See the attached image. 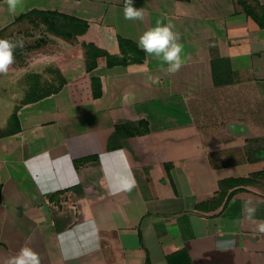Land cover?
Listing matches in <instances>:
<instances>
[{
  "label": "crops",
  "instance_id": "0c3cea01",
  "mask_svg": "<svg viewBox=\"0 0 264 264\" xmlns=\"http://www.w3.org/2000/svg\"><path fill=\"white\" fill-rule=\"evenodd\" d=\"M123 5L24 0L13 15L0 0V31L34 8L88 23L0 77V264L26 242L41 264H264V26L236 0H133L143 21L125 20ZM157 21L180 35L179 71L105 55L87 69L86 43L121 56L119 36L138 43ZM33 74L54 90L24 102ZM16 106L20 128L5 132ZM140 120L146 132L108 148L116 124Z\"/></svg>",
  "mask_w": 264,
  "mask_h": 264
},
{
  "label": "trees",
  "instance_id": "16d2710c",
  "mask_svg": "<svg viewBox=\"0 0 264 264\" xmlns=\"http://www.w3.org/2000/svg\"><path fill=\"white\" fill-rule=\"evenodd\" d=\"M243 6V9L246 11L248 15L253 16L255 19L259 21V24L264 26V5L256 2L255 5L248 2L247 0H236ZM24 19H29L30 21L35 22L36 24H42L47 27V29L54 33L55 35H60L65 38H75L77 35H81L88 29V23L80 18L75 16L62 13L57 10H43V9H31L27 12L21 13L16 17L15 22H19ZM5 29L0 31V39L3 32H6ZM119 43L122 51V55H112L109 52L101 49L95 43H86V57H87V69L92 70L97 66V59L100 56L105 55L107 57L108 65H129L136 63H143L146 59V54L138 47V43L131 39H127L125 37L119 36ZM38 44V45H37ZM36 45L38 47H42L44 43H39ZM24 50L22 47H16L14 50L15 59H22L24 56ZM59 74V73H58ZM60 76V74H59ZM233 80V79H232ZM65 78L60 76V82H64ZM216 83H220L221 81L218 79V76L215 74ZM94 84V94L95 96H100L102 93V88L98 83L97 79H93ZM29 93L26 95L24 102H31L39 100L49 94H51L54 88L44 89L41 87V75L33 74L30 76V88ZM43 89L44 91H41ZM18 109L19 106H16L15 111L11 116L10 126L14 123H17L16 126H11L9 130L5 132H13L20 128L19 117H18ZM137 125H133L130 123H118L116 124L115 131L111 136L108 148L115 149L121 146V138L123 136L129 134H137L146 132L148 127L144 120H140ZM4 133V132H3ZM2 134V132L0 133ZM98 156H88L82 159L77 160V163H86L96 159ZM1 191H2V183L0 181V200H1ZM63 192V191H61Z\"/></svg>",
  "mask_w": 264,
  "mask_h": 264
},
{
  "label": "clouds",
  "instance_id": "9594fccd",
  "mask_svg": "<svg viewBox=\"0 0 264 264\" xmlns=\"http://www.w3.org/2000/svg\"><path fill=\"white\" fill-rule=\"evenodd\" d=\"M8 11L15 15L18 9H22L24 0H5ZM124 19L129 21L144 19L143 8L137 9L133 6V0H124L123 5ZM174 25L171 23L163 24L157 21L154 27L146 30L138 39V47L144 51L147 57H154L161 62V65H167V73L174 74L185 64L182 56L183 45L180 43V35L175 32ZM22 47V41L13 42L10 39H0V74H7L9 67L15 62L14 50L16 47ZM136 185L133 177L127 178L122 188L131 191ZM248 219H251L256 207L251 201L246 202L244 206ZM257 230L264 233V221L257 224ZM40 253L35 251L26 242L20 247L19 251L12 256L8 264H41Z\"/></svg>",
  "mask_w": 264,
  "mask_h": 264
},
{
  "label": "rangeland",
  "instance_id": "374dc122",
  "mask_svg": "<svg viewBox=\"0 0 264 264\" xmlns=\"http://www.w3.org/2000/svg\"><path fill=\"white\" fill-rule=\"evenodd\" d=\"M18 28H20L18 30ZM3 38H6L8 36V39H10L13 42H20L22 41V49L24 50L23 58L15 60V64L9 67V71L6 75H11L13 73V68H15L17 65L16 63L25 64L27 67H31L34 61V58L31 56V52L33 50L39 49L37 43H39V40H41V43L47 44L50 41H52L54 38V33L50 32L45 25L42 24H36L33 21H30L28 19H25L24 21H20L17 23L14 27H10L6 32L2 33ZM60 39H62V36L59 35L58 43L61 44ZM37 44V45H36ZM21 47V46H19ZM30 64V65H29ZM2 74H0V77ZM5 76V74H3ZM58 82H60V76L58 74ZM49 85L51 82H49L47 79L45 82H43V85ZM30 89L26 90V93H29ZM41 91H44L41 89ZM26 94V95H27ZM2 131H0L1 133Z\"/></svg>",
  "mask_w": 264,
  "mask_h": 264
}]
</instances>
